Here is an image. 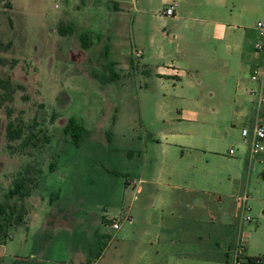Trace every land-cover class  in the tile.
<instances>
[{
    "label": "rangeland",
    "instance_id": "374dc122",
    "mask_svg": "<svg viewBox=\"0 0 264 264\" xmlns=\"http://www.w3.org/2000/svg\"><path fill=\"white\" fill-rule=\"evenodd\" d=\"M8 1L0 0V42L12 46L0 47V57L16 62L12 81L31 98L23 102V92L16 93L13 118L22 112L24 136L33 131L38 139L29 144L16 140L13 148L7 147L5 110L0 109V201H5L4 194L19 171L29 166L33 171L42 169V174L31 195L10 200L23 204L26 214L23 223L10 227L0 245V262L82 263L88 257L97 259L108 243L98 264H142L140 249L126 237L129 223L115 230L100 219H121L132 209L141 213L143 196L134 200L131 183L142 173L144 162L159 158L158 141L164 130L204 133L200 129L210 130L212 118L201 128L164 118L165 110L176 109L175 94L159 83L156 74L146 76L142 63L138 65L140 59H134L131 73L127 63L111 67L106 52L111 40L105 28L115 16L114 3L131 0H10L11 8H5ZM263 17L264 10L247 12L244 23ZM60 25H73L76 33L62 36ZM86 32L93 41L89 49L81 46L80 36ZM124 37L130 46L131 33L125 32ZM110 68L120 80L104 82L112 77ZM8 72L7 67L1 69L3 75ZM70 119L84 127L79 144L64 131ZM219 121L227 126V134L218 144L222 155L211 161L231 180L234 174L245 173L249 147L241 131L250 123ZM230 148L235 155L229 154ZM257 165L247 187L254 223L264 208V165Z\"/></svg>",
    "mask_w": 264,
    "mask_h": 264
},
{
    "label": "crops",
    "instance_id": "0c3cea01",
    "mask_svg": "<svg viewBox=\"0 0 264 264\" xmlns=\"http://www.w3.org/2000/svg\"><path fill=\"white\" fill-rule=\"evenodd\" d=\"M170 5H175V15H162ZM262 10L264 0L114 3L115 16L105 28L111 40L106 46L107 57L113 67L127 63L131 73L134 59H140L138 65L142 63L146 76L156 74L159 83L175 94L176 109L165 110L164 118L171 116L194 128L213 120L210 130L200 129L204 133L164 130L158 141L159 158L144 162L142 173L131 183L134 200L143 196L141 213L132 209L121 219H100L112 228L118 221L120 228L115 230L129 223L126 237L140 249L142 264H226L227 251L237 244L242 245L245 256L264 257V208L256 223V217L250 215L251 204L246 212L249 220L239 215L241 196L252 197L247 187L252 172L258 170L257 163L249 156L244 162L245 173L238 172L230 180L225 178V170L211 161L222 155L218 144L227 134V126L219 119H241L239 123L244 125L258 117L264 123V107L258 112L259 97L253 95L260 85L251 80L252 69L264 64V55L254 49L257 22L244 23L247 12ZM127 31L131 33L130 46L124 37ZM98 37L101 41L104 36ZM137 49L142 52L139 58L134 55ZM108 245L93 264L101 262Z\"/></svg>",
    "mask_w": 264,
    "mask_h": 264
},
{
    "label": "trees",
    "instance_id": "16d2710c",
    "mask_svg": "<svg viewBox=\"0 0 264 264\" xmlns=\"http://www.w3.org/2000/svg\"><path fill=\"white\" fill-rule=\"evenodd\" d=\"M5 1V0H4ZM5 8H11L10 0L6 2ZM59 33L62 36L73 35L76 33V28L73 25H60ZM81 46L83 49H89L93 45L91 39V33L86 32L81 34ZM12 46L11 42L2 44L0 42V47L3 50H8ZM16 62L14 60L8 61L6 58L0 57V109L4 108L6 124L4 128V136L6 140L7 147L11 148L13 142L16 140H21L23 144H29L34 142V138L38 139V134L31 131V133L24 136L26 126L23 123L21 118L22 112H19V115L16 118H13L15 110L12 107L14 102L15 95L18 91H22L23 95L21 100L23 102H28L29 95L26 92V89L22 85H15L12 81L11 71L14 68ZM111 67L114 64H110ZM7 67L9 72L7 74H2L1 69ZM112 77L107 78L104 82L117 81L118 75L114 73L112 68H110ZM1 124V122H0ZM84 127L81 126L75 119H70L64 131L66 134H70L74 139L76 144L80 143L82 139ZM1 133V130H0ZM13 148V147H12ZM51 169L54 170L55 166L52 164ZM42 174V169L38 171H33L31 168L26 167L24 170L19 171L17 176L12 181L11 187L4 194L5 201H0V245L6 241L8 237V231L10 227L19 225L23 223L25 218V207L23 204H17V202H10V200L23 199L31 195L34 187L39 183V177ZM236 245L230 246L229 250L226 253V263L229 261L230 253ZM97 258L101 255L104 248H100ZM246 264H264L263 256H246ZM95 259L88 257L86 260L80 264H93ZM0 264H2L0 262ZM52 264H68V263H52ZM73 264V263H70Z\"/></svg>",
    "mask_w": 264,
    "mask_h": 264
},
{
    "label": "built area",
    "instance_id": "2783aa9c",
    "mask_svg": "<svg viewBox=\"0 0 264 264\" xmlns=\"http://www.w3.org/2000/svg\"><path fill=\"white\" fill-rule=\"evenodd\" d=\"M167 17H172L175 15V5L168 6L163 14ZM257 30V41L255 43L254 49L256 53L264 55V20H259L255 24ZM141 50L137 49L134 52L135 57L139 58L141 56ZM251 80L254 83L259 84V88L253 91V95H258V112L264 107V64L257 65L252 69ZM242 137L245 143L249 147V156L251 161L257 164L264 165V123L260 121L257 117L254 122L249 126L242 128ZM230 155H235L236 151L234 148L229 149ZM242 200V211L239 213L242 220H249L250 216L246 215V212L250 210V205L248 204L249 196L247 194L241 196ZM113 227L115 229L120 228V223L118 221L113 222ZM244 249L241 244H237L235 248L231 250L229 261L227 264H246Z\"/></svg>",
    "mask_w": 264,
    "mask_h": 264
}]
</instances>
